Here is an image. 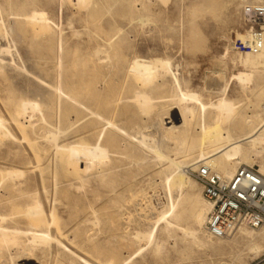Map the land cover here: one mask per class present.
<instances>
[{"label": "rangeland", "instance_id": "rangeland-1", "mask_svg": "<svg viewBox=\"0 0 264 264\" xmlns=\"http://www.w3.org/2000/svg\"><path fill=\"white\" fill-rule=\"evenodd\" d=\"M68 1L0 0V179L4 176L0 214L18 212L24 202L37 198L49 221L43 229L47 227L52 237L22 255L28 244L23 239L18 245H0V264H119L129 255L126 264H264V240L255 248L250 238L239 233L243 228L259 236L264 224L241 226L223 238L208 236L205 220L197 226L195 214L204 210L206 216L209 210L200 186L189 174L194 164L183 167L189 178L188 191L180 194L165 183L166 174L177 163L191 162L197 152L175 148L172 138L159 142L158 130L170 131L167 119L174 110L171 107L178 106L171 99L175 92L171 72L156 73L149 83L152 102L144 107L127 98L132 95L130 83L115 73L121 67L128 73L127 66L135 58L145 63L169 59L181 88L212 101L222 91L206 90L204 84L220 88L228 80L231 110L257 113L264 119L260 111L264 93L257 96L264 87V62L246 66L243 59L249 49L240 47L235 35L237 31L248 34L241 0H90L83 6ZM33 9L44 12L27 25L25 14ZM139 14L150 21L139 19ZM46 16L51 22L49 33L42 31ZM117 27L121 31L114 34ZM101 60L108 66L100 67ZM238 70L251 73L249 80L230 79ZM100 74H105L116 98L110 102L108 128L120 166L103 180L101 174L91 176L79 192L73 180L78 161L73 156L72 126L61 122L58 109L71 117L75 82L79 78L99 80ZM20 100L37 106L21 109ZM196 120L194 116L189 126L198 132ZM154 122L160 129L153 128ZM140 135L145 137L143 142ZM250 144L242 142L250 153L240 165L258 168L264 165V145ZM149 145L157 146L161 156ZM8 170L20 175L16 172L8 177ZM172 200L178 222L193 232L188 236L182 227L159 224L154 241L143 245L145 241L135 233L150 229ZM18 214L14 217L18 221L0 220V225L26 226V219Z\"/></svg>", "mask_w": 264, "mask_h": 264}, {"label": "bare ground", "instance_id": "bare-ground-1", "mask_svg": "<svg viewBox=\"0 0 264 264\" xmlns=\"http://www.w3.org/2000/svg\"><path fill=\"white\" fill-rule=\"evenodd\" d=\"M253 1H259V0H253ZM89 2L90 0H76V3L82 6L87 5ZM260 2H264V0H260ZM43 12H44L43 10L33 9L32 12H30L29 14H25L24 18L29 20L28 21L29 24L27 23L26 24L30 25L32 21H36L35 19L36 15L39 14L41 15ZM135 14H138V12H136ZM137 16L141 20L150 21V18L148 16L144 17L140 14ZM134 17L135 16L133 15V18ZM49 23L51 24L47 16L42 19L41 24H42L43 32H47V33L50 32L51 25ZM40 27L41 25H39L38 28L40 29ZM32 29H34V27H32ZM119 31H121L120 27L115 28L114 34L118 33ZM237 32L238 34H235L237 35V40H238L237 43L243 49L246 50L249 49V43H250V39L248 36L249 34L246 33L239 34V31ZM109 39L110 37L105 38V40H109ZM108 51L109 50L106 49V53ZM245 54L244 55L246 57L244 56L243 61L246 64V66L248 65L249 67V64L251 65V67L252 65L255 64H258L259 66L263 65L262 62H264V43L261 44L259 48H256L254 50L251 49L249 50V52H246ZM106 55L107 54H105V57ZM239 57L240 56H238V58ZM239 59L241 61V57ZM167 60L169 61V59ZM167 60L156 59L153 61H149L148 63H145L140 58H135L132 62H129L127 66L128 73H125V70H122L123 69L122 67L119 68L118 71H116L115 73L117 76H121L122 78H125L124 79L125 84L130 83L128 87L129 86L131 87L132 95L126 97L131 98L129 100L133 99L140 106L144 107L146 105H150V103L152 102L153 97L151 93L153 90L149 86V83L155 80V78L157 77L156 73L171 72V75L173 77V83L175 86V92H173V94L171 95L172 97L171 99H173V101L175 99L174 103L176 102L178 106L172 104L173 106L171 108L174 110L172 111V114L169 117V119H167V122L170 123V126H167L170 127L169 129L170 131L166 133L165 130L157 127L155 122L153 128L156 126L157 128L160 129L158 130L160 131L158 134L159 142H165L166 140L172 138L174 139L173 142L175 144V148L178 149L180 148L181 150H185V151H189L192 149L197 150L196 155L194 158L191 159L192 160L191 162L186 161L184 165L183 163H177L176 166L173 168L172 172L166 174L165 176L164 180L167 187L169 189H172L174 187L178 190L180 194H182L188 191L190 188L189 178L184 173L185 170L183 169V167L193 165L197 161H203L204 164L209 165L211 168L215 169L224 176H230L233 172H235L234 168L236 166L238 165L240 166V164H245L244 159L245 157L248 156L250 152L249 149L246 150L245 148H243L242 142L248 141L251 143L250 145L256 147L264 145V119H260L259 114L257 113L246 115V114H238L237 112L235 111L233 112L231 110L230 98L226 96V90L228 88V80H225L220 88H218L217 86L215 87L213 85L204 84L206 90L222 91V93L217 95L216 99L212 101L211 99L204 100L201 94L197 93L196 91H192L187 88H181L177 73L176 71H172L170 69L169 62ZM102 61L103 60L99 61V66L107 67L108 64H103ZM240 61L238 63L241 64ZM233 63L235 65V61ZM238 72L232 74V76L230 75L231 76L230 79L236 78L239 81H243V82L245 80H249L248 78L251 76L250 75L251 73H249L248 71H239V70ZM76 74L78 75L79 72H77ZM243 82H241L242 86H244ZM108 83L109 81L106 80L105 74H100L99 80L95 78L94 81H88V82H84L81 78H79L75 82L74 84L75 86L73 87L74 89L72 90L73 106L72 109L70 110L71 117H68L67 114L64 112L62 113L60 107L58 109L59 118L61 122L66 123V125L68 126H72V135L74 137L73 147H75L73 156L78 161L77 163L78 168L75 169L73 173L74 186L76 187L77 191H79L81 188H84V186H86L85 182H90L91 176L97 177L98 174H101L100 177L101 180H103L104 176L107 175L108 172L113 171V169L115 168L118 169V167L120 166V164L116 163V161H119V159H116L115 157L117 151L112 146L113 143L112 132L108 128V124L110 123L108 116L110 110L109 109L110 102L116 99L114 98V95L112 93L113 88L109 89ZM57 89L59 90V88ZM263 93H264V87L260 88L257 96L260 97ZM19 106L21 107V109H27V108L34 109L36 108L37 104H32L27 101L20 100ZM194 116L197 117L195 124L197 125L196 128L198 132L193 130V128L189 126ZM175 121H180L181 123L176 124ZM179 125L182 126L179 127ZM244 128H247V130H244ZM141 136L142 135H140V139L143 137ZM135 138L137 139L138 137L136 136ZM144 138L141 139L142 142ZM149 147L150 149H152V152L156 153V156L159 157L160 155L158 154L159 148L153 145H149ZM139 152L141 153V150H139ZM142 153H141V159L145 157L144 154ZM258 166H259L258 171L264 175V165L259 164ZM16 172L17 171L14 170H8L7 172H5V174L9 177L12 174L15 175ZM17 173L20 175L19 172ZM3 177L4 176H2L1 179ZM83 177L86 178L83 179ZM25 193L26 191H21V192L19 191L20 195H24ZM205 201L208 206L207 210H209L210 204L209 202H207L206 199ZM23 205L24 206H22V209L19 210L18 212L14 210L15 212L13 211V212L0 214V220L3 221L8 220V222L18 221L17 219L14 218L17 217L15 216L17 213H19L18 215L26 219V224H25L26 226L22 228H17L12 225H7V226L0 225L1 246L8 247L9 245H18L21 244L22 239L23 241H27L28 244L23 247L21 251V255L30 252L40 243L48 242L52 238L47 227L46 229H43V224L48 225L49 221L46 218V214L42 206V203L37 198L33 197L30 201L24 202ZM179 219L180 217H178L176 214V202L172 200L171 204L166 208V210H163L158 213L150 229L137 231L135 233V237L137 239L144 240L145 242L143 245L151 244L155 239L156 226L159 224H163L165 228L173 227V226L182 227V229H184V231L182 230L183 233L185 234L187 233V235L188 234L191 235L193 229H191L188 226H182L178 222ZM204 220H205L204 210L198 211L195 214V222L197 223V226L202 225L204 223ZM205 231L208 236L216 237L208 233L206 229ZM261 231L262 232L259 236H254L251 235L249 231L243 228L239 229L240 237L250 238L255 248L259 247L258 241L264 240V229H262ZM216 238H223V237H216ZM142 248L143 247L141 245L137 251L140 252ZM130 256L131 255L124 258L119 264H126L130 260ZM14 258L15 257H12L13 263L15 262ZM9 261L10 260H8V262ZM84 264H90V263L84 261Z\"/></svg>", "mask_w": 264, "mask_h": 264}, {"label": "built area", "instance_id": "built-area-1", "mask_svg": "<svg viewBox=\"0 0 264 264\" xmlns=\"http://www.w3.org/2000/svg\"><path fill=\"white\" fill-rule=\"evenodd\" d=\"M241 15L248 26L249 50L259 48L263 44L264 2L241 0ZM261 112L264 116V99ZM234 171L224 176L203 161L195 162L189 171L210 204L205 229L216 237L229 236L240 226L264 224V175L254 165H240Z\"/></svg>", "mask_w": 264, "mask_h": 264}]
</instances>
